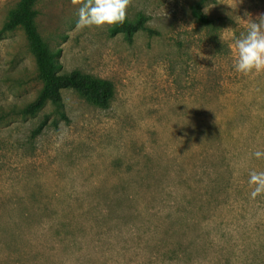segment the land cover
Masks as SVG:
<instances>
[{
  "label": "rangeland",
  "instance_id": "rangeland-1",
  "mask_svg": "<svg viewBox=\"0 0 264 264\" xmlns=\"http://www.w3.org/2000/svg\"><path fill=\"white\" fill-rule=\"evenodd\" d=\"M18 0H0V28ZM199 0H131L148 17L131 41L78 27L71 0H37V29L61 72L108 79L107 107L61 91L7 114L40 89L20 28L0 32V264H264V73L234 68L236 39L264 0H204L221 42L192 13ZM201 56L207 58H201ZM44 113L43 132L30 131Z\"/></svg>",
  "mask_w": 264,
  "mask_h": 264
},
{
  "label": "trees",
  "instance_id": "trees-1",
  "mask_svg": "<svg viewBox=\"0 0 264 264\" xmlns=\"http://www.w3.org/2000/svg\"><path fill=\"white\" fill-rule=\"evenodd\" d=\"M36 1L18 0L8 12L0 28V32L12 31L17 28L23 31L34 60L37 76L41 82L40 89L34 99L20 106L13 104L7 114H17L22 117L32 116L49 103L61 118L66 119L61 96L63 89L73 90L93 105L107 107L114 95V85L110 80L84 73L78 69L60 71L59 50L51 49L37 29ZM203 1L199 0L193 5L192 13L199 23L209 28V42L216 45L221 42L217 33L220 27L219 19L210 18L202 10ZM147 20L148 17L143 13H138L132 19L126 16L122 24L109 25L108 34L114 36L121 33L127 41H131L132 36L141 30H145L149 34L156 33L155 30L147 27ZM49 124L56 125V121L50 120L49 113H44L41 120L30 131V139L39 136Z\"/></svg>",
  "mask_w": 264,
  "mask_h": 264
},
{
  "label": "clouds",
  "instance_id": "clouds-1",
  "mask_svg": "<svg viewBox=\"0 0 264 264\" xmlns=\"http://www.w3.org/2000/svg\"><path fill=\"white\" fill-rule=\"evenodd\" d=\"M78 9V27H103L123 23L131 0H71ZM258 22L250 20L247 34L236 39L234 50V68L238 73L248 75L264 73V14L257 17ZM201 58H207L201 56ZM257 159L264 157V152L254 153ZM250 186H254L251 198L264 194V172H251Z\"/></svg>",
  "mask_w": 264,
  "mask_h": 264
}]
</instances>
